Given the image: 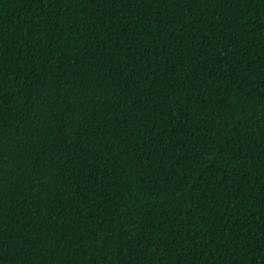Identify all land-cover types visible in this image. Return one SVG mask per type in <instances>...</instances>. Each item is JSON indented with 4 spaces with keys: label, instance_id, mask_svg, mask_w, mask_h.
<instances>
[{
    "label": "trees",
    "instance_id": "trees-1",
    "mask_svg": "<svg viewBox=\"0 0 264 264\" xmlns=\"http://www.w3.org/2000/svg\"><path fill=\"white\" fill-rule=\"evenodd\" d=\"M0 264H264V0H0Z\"/></svg>",
    "mask_w": 264,
    "mask_h": 264
}]
</instances>
